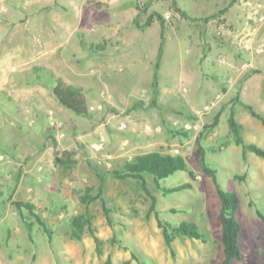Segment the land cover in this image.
<instances>
[{
    "label": "rangeland",
    "instance_id": "374dc122",
    "mask_svg": "<svg viewBox=\"0 0 264 264\" xmlns=\"http://www.w3.org/2000/svg\"><path fill=\"white\" fill-rule=\"evenodd\" d=\"M223 2L230 0H176L177 7L193 18L219 12ZM256 5L248 30L227 31L221 29V16L209 22L187 20L173 0H0V264H105L108 257L113 264L126 260L220 264L221 203L212 179L199 166L200 145L207 150L220 185L241 199L244 257L234 264H264V223L257 214L264 212V167L259 164L264 159L254 153L244 159L228 124L233 108L245 141L264 148L263 124L233 103L240 93L242 101L264 114V77L255 72L256 57L264 54L256 43L264 24L257 18ZM153 12L164 17L166 31L160 91L156 107L148 108L154 97L152 80L162 29L157 20L144 29L136 21L144 25ZM247 33L254 35L255 46L242 56L229 40ZM106 41L109 45L103 52L83 45ZM246 60L250 69L242 67ZM35 65L82 87L89 100L102 104L103 109L93 113L95 121L72 114L60 119L48 107L36 111L38 87L31 84ZM228 73L240 74L244 83L251 73L255 86L243 94V85L232 83V78L225 81ZM41 77L54 84L47 74ZM138 103L144 108L135 107ZM50 111L62 124L58 132L53 130L55 140L47 137L52 128ZM220 112L218 127L202 136L204 126ZM177 130H189V136L172 133ZM227 139L228 148L212 151ZM125 142L128 154L121 151ZM100 143L102 152L96 149ZM75 149L77 164L72 170L56 164L58 153ZM154 151L184 156L198 174L192 188L172 194H165L147 176L160 217L173 225L198 224L207 242L177 238L173 254L139 184L108 175L135 156ZM93 166L107 174L101 198L89 206L96 234L104 240L101 254L90 234L81 240L71 238L72 218L86 211L81 197L89 190L97 194L101 184ZM243 175L244 180L236 178ZM187 182H191L188 173L179 171L160 184L174 187ZM103 200L112 211L113 226L107 222ZM14 201L35 204L52 236L25 210L34 225L29 231ZM172 208L179 212H171Z\"/></svg>",
    "mask_w": 264,
    "mask_h": 264
},
{
    "label": "trees",
    "instance_id": "16d2710c",
    "mask_svg": "<svg viewBox=\"0 0 264 264\" xmlns=\"http://www.w3.org/2000/svg\"><path fill=\"white\" fill-rule=\"evenodd\" d=\"M237 0H232L230 5L219 12L212 14L204 18H193L187 12L183 11L177 7L176 0H173L174 8L182 14L184 18L191 21H205L209 22L211 19L222 16L228 11V9L236 2ZM139 9L140 6H139ZM143 13H147V9L141 10ZM157 20L161 25V44L159 46L158 55L154 65V73L152 80V91L154 97L151 103L147 106L148 108L156 107L158 95H159V71L161 68V61L163 57L164 47H165V31H166V20L161 14L153 12L144 25H140L136 21L139 28H147ZM222 23V20H221ZM83 45L88 47L90 51L103 52L107 49L109 41L103 43H86L83 42ZM37 72L45 70L43 67H36ZM49 74V81L54 83L52 86V92L56 97L57 101L65 108L69 109L73 114L78 117H83L88 120L93 119V112L90 111V103L87 98L85 90L77 85L67 83L62 77L56 76L53 72H47ZM240 94V93H239ZM238 94V95H239ZM234 98V105H238L245 110H247L250 115L257 120H259L264 126V114L258 112L252 105L242 101L239 96ZM135 107L144 108V104L138 103ZM228 107V106H227ZM226 107V108H227ZM225 108V109H226ZM112 111V109H111ZM222 113L215 115L213 122L211 124L205 125V132L202 136L211 134L219 125ZM195 117H192L194 120ZM229 124V133L233 139V142L242 148L243 158L246 159L247 153H254L258 157L264 159V148L255 144L247 143L242 136L243 126L237 121L234 109L230 111V116L228 119ZM50 137L49 139L55 140V135L53 129H49ZM175 135L178 136H189V130H177L173 131ZM231 145L230 140H225L218 149L214 148L212 151L217 152V150H224ZM77 154L76 150H64L61 153H58L55 157V162L61 168L65 170H72L77 161L75 155ZM207 150L199 146V166L203 173L210 177L213 181V184L216 189V193L220 200V219L222 223V244L224 250V257L220 264H234L235 261H242L243 247L240 242L242 234V223L239 219V210L241 205V199L239 194L236 191L224 189L217 177V171L213 169L207 161ZM97 175L101 179V184L98 187V193L92 194L91 190L87 191L82 197L81 201L86 205V211L80 215L74 216L72 218V232L71 238L76 240H81L85 233L90 234L96 243V249L99 254L102 253V247L104 240L97 236L94 228V215L91 213L89 206L99 200L104 191V179L107 176L100 168L93 166ZM182 171L188 173L191 182L182 183L174 187H162L161 181L174 175L175 173ZM108 175L113 176L114 178L126 181L127 179H133L139 184L140 188L144 194L150 199V211L154 213L159 228L162 230L165 243L167 247L174 254L173 243L177 238H189L193 240H198L202 242H207V235L201 231V228L198 224L194 222H182L178 225H173L172 223L163 220L160 217V213L156 210L157 198L153 195L150 188L148 187L147 176H150L156 187L161 189L165 194H172L180 192L193 187V182L198 181V174L193 170L190 165L187 163V160L184 156L180 154H165L160 151L149 152L145 154H139L135 156L132 160L126 161L124 166L118 170H113L108 172ZM237 179L244 180L245 175L236 176ZM103 209L107 219V222L110 226H113V219L111 217V209L107 207L106 202L103 200ZM13 205L15 206L17 212H19L22 220L27 224L29 231L33 230V223L29 222L27 217L24 214V211H28L29 215L36 219V222L39 223L44 230L52 236V231L43 220L41 215L38 213L35 204L25 201H14ZM173 213L179 212L178 209L172 208L170 210ZM259 218L264 223V212L257 211ZM112 243L116 244L117 241L112 239ZM105 264H113L111 257H108L105 261ZM122 264H131V260H126Z\"/></svg>",
    "mask_w": 264,
    "mask_h": 264
},
{
    "label": "crops",
    "instance_id": "0c3cea01",
    "mask_svg": "<svg viewBox=\"0 0 264 264\" xmlns=\"http://www.w3.org/2000/svg\"><path fill=\"white\" fill-rule=\"evenodd\" d=\"M232 0H230V2L227 4L226 2H223V5L221 6V10L225 9L226 7H228L230 5ZM262 0H237L229 9L226 13H224L221 16V29H225V30H236V31H246L251 27V22L250 19L252 17L251 15V11H252V7L253 5H256V2H259ZM264 1V0H263ZM257 46L258 48H263L264 49V29L259 31V36L257 37ZM256 54H252V56H254ZM256 69L255 72H260L261 75H263L264 77V54L262 55H257L256 57ZM36 67H43L45 68V70H42L40 72L36 71ZM32 70V74H33V78L31 80V84H36V86L38 87V89L36 90L38 92V101L37 103L38 106L36 107V111L39 110V112H41L42 109H45L46 107L48 108H53L54 111L56 112V115L60 118L63 119L64 115L68 114V115H74L73 112H71L69 109L61 106V104L57 101L56 97L54 96L53 92H52V86L54 85H49V83H44L43 82V78L41 76H43L44 74H47L49 76V74L47 72L51 71L53 72L51 69L46 68L44 66H39V65H35L32 66L31 68ZM54 73V72H53ZM37 75L34 77V75ZM232 78L233 81L232 83L234 84H240L241 86L243 85V90L242 93L244 94L246 92V90H250L252 87H254L255 85L254 80H255V76H252L251 73L247 74L245 76V78H247L245 80H242V76L239 75H232L230 73H228L226 75L225 81ZM47 79V78H46ZM49 79V78H48ZM231 80V79H230ZM237 86V85H236ZM47 91V92H43ZM51 92V96H47L46 93L50 94ZM88 98V96H87ZM89 103L93 102L92 100H89ZM58 105V106H57ZM60 105V106H59ZM78 117V116H76ZM89 121H95V120H89ZM47 137L49 138V135H47ZM79 136L75 137L78 138ZM79 150V148H77ZM76 150V149H75ZM77 151V150H76ZM83 152H85V150L83 149ZM259 164L261 167H264V162L263 161H259Z\"/></svg>",
    "mask_w": 264,
    "mask_h": 264
},
{
    "label": "built area",
    "instance_id": "2783aa9c",
    "mask_svg": "<svg viewBox=\"0 0 264 264\" xmlns=\"http://www.w3.org/2000/svg\"><path fill=\"white\" fill-rule=\"evenodd\" d=\"M255 11L257 13V18H258L259 22L261 24H264V2L257 4ZM229 41L234 46V48L237 50V52L239 54H241L242 56H246L249 52H251L254 49V46H255V37L253 34H250V33L241 34L239 36L233 37ZM242 67L244 69H248V68L250 69L251 65L246 60L242 64ZM101 109H103L102 104H100L98 102H91L90 103V111L91 112L94 113L95 111L101 110ZM49 114H50V125L53 128V130H57V132H58L59 129L61 128L62 124L57 120L53 111H50ZM122 127H125V125L123 124ZM60 135L64 136L63 133H61ZM127 147H128V143H126V142L123 143V145L121 146V151L128 154ZM96 149L98 151L102 152L104 150V144L103 143L98 144L96 146ZM108 157L111 158V156H108Z\"/></svg>",
    "mask_w": 264,
    "mask_h": 264
}]
</instances>
